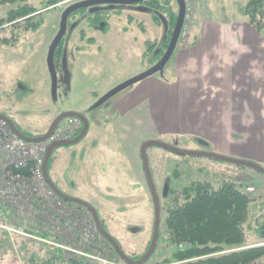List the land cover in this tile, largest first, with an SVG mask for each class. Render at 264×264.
Here are the masks:
<instances>
[{
	"label": "rangeland",
	"instance_id": "rangeland-1",
	"mask_svg": "<svg viewBox=\"0 0 264 264\" xmlns=\"http://www.w3.org/2000/svg\"><path fill=\"white\" fill-rule=\"evenodd\" d=\"M26 1L38 8L42 6L39 0ZM76 1L79 0H66L53 8L41 10L42 26L38 31L28 34L26 39L24 37L19 45L3 47L0 44V115L15 123L22 134L43 135L59 115L71 112L83 114L90 123L88 134L73 146L54 150L50 161V178L67 196L85 198V191L90 192L93 175L100 191L108 184L106 178L100 177L94 170L106 162H109L111 170L113 165L119 166L122 163L125 170L128 169L125 171V181L131 186L129 196L107 199L108 202H103L104 207L98 209L107 231L117 239L124 252L129 256L140 255L151 238L154 224V207L149 189L142 181L141 186L145 192H140L132 175L133 169L135 171L138 162H141L140 150L145 142L160 143L182 152L213 154L264 169V36L260 34L261 38L246 41L252 42L253 46L263 47L255 48L251 56L249 54L244 57L251 58L255 65H250L253 70L249 76L245 75L249 68L244 67L247 62L243 59L240 62L244 64L236 63V66L241 67L235 66L229 73L220 71L219 80L232 78L243 82L258 81L262 86L258 87L260 92L256 96L253 92L250 96L244 95L243 102L237 104V112L231 118L206 120V124L209 122L210 128L214 129L213 134H208L209 139L222 140L223 145L219 149L208 143V138L204 140L197 133L202 120L180 118L185 103L181 104L170 94L159 96L163 119L157 116L153 118L147 103L138 114L129 116L120 115L129 101L115 105L113 100H108L100 107L93 108L105 94L157 62L155 54L163 41L166 28L152 18L150 11L143 13L124 8L120 13H114L108 24L97 26L95 31L84 28V34L81 33L83 28L76 30L73 24L62 39L64 51L56 68L57 90L53 100L46 63L48 48L59 30L61 13ZM247 2L193 0L190 45L197 31H212L213 22L224 25L235 21L247 22L242 14ZM15 6L0 5V19ZM130 16H133L132 21L128 18ZM9 28L10 25L0 27L3 29L0 40L3 35H7ZM171 67L172 62L169 61L162 76L158 73L137 86L147 91L153 80L173 81L169 74ZM248 89L254 91L252 84L244 86L242 90ZM210 90L216 94V101L203 103L207 104L208 111L212 109L218 112L219 84ZM191 106L190 116L194 108L202 113L203 104L197 106L193 102ZM152 113L157 114L156 110ZM207 117L210 118V113H207ZM118 126V133L126 132L122 138L118 137L121 144H124V152L116 136ZM162 127L168 129L160 130ZM156 128L160 132H156ZM169 128L175 132L187 129L193 132L170 133ZM138 147L140 150L137 154ZM146 156L162 213L165 203L171 202L172 196L167 194V189L181 190L197 183H210L218 187L229 180L253 187L251 195L258 199L250 206L249 220L245 224L246 240L251 247L264 246V238H259L264 227V178L260 174L215 159L180 156L159 147L148 148ZM172 249V245L164 247L157 243L154 253L145 264H158L170 255ZM114 263L122 264L117 261ZM258 263L264 264V258Z\"/></svg>",
	"mask_w": 264,
	"mask_h": 264
},
{
	"label": "trees",
	"instance_id": "trees-1",
	"mask_svg": "<svg viewBox=\"0 0 264 264\" xmlns=\"http://www.w3.org/2000/svg\"><path fill=\"white\" fill-rule=\"evenodd\" d=\"M39 1L42 3L40 8L26 0H0V5H16L7 12L4 18L0 19L1 28L10 25L7 35H3L0 41L6 43V41L19 40L22 35L21 29L18 33L15 31L21 20L28 19L30 22L22 30L30 33L38 31L43 24L42 14L39 12L53 8L66 0ZM156 1L163 6L164 15L168 16L171 24L174 25L176 17L170 13L173 9L172 0ZM242 14L248 25L264 36V0H248L242 9ZM153 18L159 22L156 17ZM164 20L166 21L165 17ZM186 43L190 45L189 39L186 40ZM61 45L56 52V59L59 58ZM67 120L63 122L65 123ZM81 131L82 128L74 135V138ZM24 135L34 137L30 134ZM50 161L47 166L49 177ZM247 187L243 182L229 180L218 187H214L210 183H197L181 190L167 189V194L172 197L171 202L165 203L163 213L160 204V227L157 243L163 244L164 247L172 245L173 249L170 255L158 264H259L258 262L264 258V246L251 247L247 245L245 229V224L249 220L250 206L256 202L258 197L255 198L247 192ZM58 200L79 209L90 217V213L85 208L66 203L60 198ZM97 215L102 228L109 234L101 220V215L98 212ZM1 226L17 231L23 229L24 233L34 238L53 240L52 232L41 228L39 223L33 222L22 227L13 220L11 211L0 205V264H97L72 256L69 252L46 242L8 232ZM263 232L264 228H262ZM262 233L259 236L260 240L264 238ZM111 237L128 258L137 261L147 252L152 235L145 251L140 255L132 256L124 252L115 237ZM100 241L112 260L124 264L102 236H100ZM56 242L61 243L59 240Z\"/></svg>",
	"mask_w": 264,
	"mask_h": 264
},
{
	"label": "crops",
	"instance_id": "crops-1",
	"mask_svg": "<svg viewBox=\"0 0 264 264\" xmlns=\"http://www.w3.org/2000/svg\"><path fill=\"white\" fill-rule=\"evenodd\" d=\"M222 24H220V22H213L211 24L212 31L204 29H202L201 31H197L192 45L185 48H179L174 51L170 59V61L172 62V67L169 70V74L172 75L173 81L153 80L152 82H150V88L147 91L141 90L140 86L136 85L123 96L114 100L115 105H119L120 103L129 101L127 103V107L121 110L120 115H136L140 112L141 108H144L145 103H147L149 105L148 111L150 112L152 117L154 118V116H157L159 119H163V114L160 113L161 105L159 96L166 97L170 94L176 97L178 102H180L181 104L185 103V107L182 111V114L180 115V118H184L187 120H202V122L199 123L200 131H197V133L201 134V138L204 140L208 138L207 142L211 145H215L219 149L222 148L221 146L223 144L221 142V139H209L208 134H213L214 129L210 128L209 122H207L206 124V120H216L212 118H231L230 116L237 112V104H239V102H243L244 95L246 94L247 96H250L253 92V94L256 96L260 92L258 87L262 85L258 81L243 82V80L232 78H223L219 80L220 71L229 73L235 68L237 62L240 64H244L240 61L245 60L247 64H245L244 67L247 66L249 68L248 71L245 72V75L249 76L253 70V67L250 65H255L252 63L253 61L251 60V58L244 59V57H247L249 54L251 56V53L255 51V48L264 46V43L262 46L258 45V47L253 46L252 42L246 43L247 40H256L261 38L260 34L253 30L247 22L235 21L234 23H228V25ZM236 67L241 66L239 65ZM216 70H218V72H216ZM216 84H219L220 86V110L218 112H214L211 109L210 112L207 109V104L203 102L213 103L214 101H216V94L211 92L210 90L211 87ZM250 84H252L254 91H250L249 89L242 90L244 86H249ZM193 102H195L197 106L203 104V111L202 113H200L196 108H194L195 111L193 115L190 116V109L193 108L191 106V103ZM155 110L157 114L152 113L155 112ZM207 113H210V118L207 117ZM164 128L168 129V127H162L160 130ZM158 130L156 128L155 131L158 132ZM116 131L117 138H122L126 134L125 131L118 133L119 126L116 127ZM191 132L193 131H190L188 129L187 131L183 130L182 132H175L174 130L172 131L170 129V133L183 134ZM222 133L226 134V132ZM119 138L118 143L121 144ZM121 145L120 149L122 152H124V144L122 146ZM139 150L140 148L138 147L137 154ZM110 170L111 169L109 162H106L105 165L94 170L95 173H99L100 177L106 178V181L108 182L107 187L105 186L104 189L100 191V189L97 188L94 182L95 176L93 175L90 181V192L87 193L85 191V198H78L79 200L81 199L82 201L90 204L100 215L101 213L99 212L98 208L104 207L103 202H108L107 199H110L112 197L125 198L129 196V190H131L130 184H126L127 181H125V171H128V169L125 170L122 163L119 166L113 165L112 170ZM132 175L134 177V182L137 183V185L140 187L139 191L144 193V187L141 186V182L143 181L145 185L146 179L143 172L142 162H138L135 171L133 169ZM100 200L103 201L101 202ZM97 203L99 204V206L97 205Z\"/></svg>",
	"mask_w": 264,
	"mask_h": 264
},
{
	"label": "built area",
	"instance_id": "built-area-1",
	"mask_svg": "<svg viewBox=\"0 0 264 264\" xmlns=\"http://www.w3.org/2000/svg\"><path fill=\"white\" fill-rule=\"evenodd\" d=\"M184 3L186 17L179 36L180 47L187 38L191 11L190 0H184ZM79 127L80 123L75 121L55 131L41 143H26L0 123V205L10 210L13 220L22 227L39 223L41 228L52 232L53 240L34 238L24 233L23 229L1 228L59 247L89 262L115 264L101 243L91 218L79 209L61 203L48 188L42 174L48 147L70 139ZM248 191L252 192L253 188H248Z\"/></svg>",
	"mask_w": 264,
	"mask_h": 264
},
{
	"label": "water",
	"instance_id": "water-1",
	"mask_svg": "<svg viewBox=\"0 0 264 264\" xmlns=\"http://www.w3.org/2000/svg\"><path fill=\"white\" fill-rule=\"evenodd\" d=\"M143 1H145V0H90L87 2H80V3H76L74 5H71V6L67 7L61 13L59 30H58L55 38L51 42L49 48H48V55L46 58V63H47V67H48V71H49V75H50V79H51V95H52L53 100L55 99L56 90H57V73H56V67H55V63H54V57H55L56 50L58 49V47H59V45H60V43H61V41L65 35L66 29H67V21H68L69 16L72 13H74L75 11H77L78 9H81L83 7H87L90 5L106 4V5L126 6V5L140 3ZM174 1L176 2L177 8H178L177 19H176V23H175L171 38H170V42L168 44V47H167L163 57L153 67L149 68L148 70L141 73L140 75H138L134 78H131V79L127 80L126 82L120 84L119 86H117L116 88H114L113 90H111L110 92L105 94L103 97H101L94 104V106H93L94 109L100 107L101 105L106 103L109 99L116 96L117 94L123 92L124 90L132 87L133 85H135V84H137V83H139V82H141V81H143V80H145V79H147V78H149V77H151L157 73H159V75H161V76L163 75L164 67L166 66V64L170 60V58H171V56L175 50V46H176V43L178 40L180 29H181L182 24H183L184 13H185V7H184L183 1L182 0H174ZM66 118L78 119L82 123V131L76 138H74L72 140L56 142V143L52 144L51 146H49V148L47 149L45 158H44L43 166H42L43 177H44L46 184L49 187V189L58 198L65 201L66 203H71V204L81 206V207L85 208L91 214L98 233L100 234V236H102L111 245L114 252L117 254V256L120 258V260L124 264H145L149 260V258L152 256V254L154 253V250H155V247L157 244V240H158V233H159V227H160V204H159L158 196H157L155 189H154V185L152 182V177H151V173H150V169H149L148 159L146 156V151L148 148L159 147V148H162L163 150L172 152V153L180 155V156L205 157V158L215 159V160H218V161H221L224 163L233 164V165H237L240 167L252 169L254 172H256V173H258L264 177V169H262L258 166H255L253 164H248V163L236 161L233 159L220 157V156L213 155V154L182 152V151H178L176 149H173L171 147H168V146L160 144V143L145 142L141 147L140 156H141V161H142V166H143L146 182H147L148 188L150 190V194H151V198H152V202H153V206H154V227H153V234H152L151 243H150V246H149L147 252L139 260L134 261V260H131L130 258H128L121 251V249L119 248L116 241L102 228L95 209L91 205H89L88 203H86L82 200L67 196V195L63 194L62 192H60L57 189V187L53 184L51 179L49 178V175L47 172V166H48L50 157H51V155L55 149L73 146V145L79 143L86 136V134L88 132V128H89V122H88L87 118L82 114L74 113V112L61 114L52 123V125L50 126V128L48 129V131L45 135L40 136V137H36V138H33V137L29 138V137H26L25 135L21 134L14 127L12 122L10 120H8L5 116L0 115V121H2L16 137H18L20 140L27 142V143H40V142L46 140L51 135V133L56 129L59 122H61L63 119H66Z\"/></svg>",
	"mask_w": 264,
	"mask_h": 264
},
{
	"label": "flooded vegetation",
	"instance_id": "flooded-vegetation-1",
	"mask_svg": "<svg viewBox=\"0 0 264 264\" xmlns=\"http://www.w3.org/2000/svg\"><path fill=\"white\" fill-rule=\"evenodd\" d=\"M87 1H90V0H79V1H76L70 5H68L67 7L71 6V5H74L76 3H80V2H87ZM66 7V8H67ZM172 7L173 9L171 10L170 13H173V15L177 18V7H176V3L174 2V0H172ZM65 8V9H66ZM124 8H127V9H130L132 11H136V12H151L152 14V18L153 17H156L158 19V23H162L164 24L165 28H166V32H165V36L163 38V41L160 45V48L157 50V53L155 54V56L158 58L157 59V62L153 63L151 67H153L155 64H157L160 59L163 57V55L165 54V51L168 47V44L170 42V38H171V35H172V32H173V29H174V25L171 24L170 22V19L168 16H165L163 11H165L163 9V6L160 5L156 0H145L143 2H140V3H136V4H131V5H126V6H121V5H106V4H98V5H90V6H87V7H83L81 9H78L77 11H75L74 13H72L69 18H68V21H67V29H66V32L65 34L67 33V31L71 28V26L73 24H75V29H79L80 27L83 28V30H81V33L84 34V28L85 29H88L89 30L91 29V31H95V28L97 26H103V25H106L108 24L109 20L111 19V17L114 15V13H120ZM64 9V10H65ZM116 10V11H115ZM114 11V12H113ZM113 13V14H112ZM164 17L166 19V21L164 20ZM130 21H132V18L133 16H130L128 17ZM154 19V18H153ZM29 20L26 19V20H21V23L18 25V29H16L15 33H18V31L21 29V36H20V39L17 41H6V43H4L3 41H0V44L3 46V47H15V45H19L20 42L24 39L27 38L28 34H30V32H27V31H24L22 30L25 26H27L29 24ZM176 23V22H175ZM0 32L3 33V30L0 29ZM32 34V33H31ZM18 35V34H16ZM65 36V35H64ZM93 40V39H92ZM60 44L61 45V51H60V55H59V58L56 59V53H55V57H54V62H55V65H56V68L58 67V65L60 64V61H61V56L63 55V51H64V46H63V43L61 42ZM60 46V45H59ZM165 47V48H164ZM59 48V47H58ZM58 50V49H57ZM56 50V52H57ZM58 64V65H57ZM167 65V64H166ZM150 67V68H151ZM166 67V66H165ZM164 67V68H165ZM148 70V69H147ZM164 71V70H163ZM145 72V71H144ZM143 73V72H142ZM141 74V73H140ZM138 74V75H140ZM158 74V73H157ZM136 75V76H138ZM156 75V74H155ZM134 76V77H136ZM133 77V78H134ZM142 82V81H141ZM139 82V83H141ZM139 83L133 85L132 87L124 90L123 92L117 94L116 96L112 97L110 100H116L117 98L123 96L125 93H127L130 89H132L133 87H135L136 85H138ZM75 113V112H74ZM64 114V113H63ZM60 116V115H59ZM58 118V117H57ZM8 119V118H7ZM68 119V120H67ZM56 120V119H55ZM54 120V121H55ZM64 120H67L69 123V125L77 120H74L73 118H66V119H63L61 122H59V124L57 125L60 126L61 124H63ZM11 121V120H10ZM53 121V122H54ZM12 122V121H11ZM52 122V123H53ZM79 122V121H77ZM13 123V122H12ZM80 123V122H79ZM90 124V123H89ZM13 125L17 128V126L15 125V123H13ZM52 125V124H51ZM50 125V126H51ZM64 125V124H63ZM62 125V126H63ZM80 128V127H79ZM18 129V128H17ZM88 131H89V128H88ZM88 134V132H87ZM86 134V135H87ZM264 228V227H263Z\"/></svg>",
	"mask_w": 264,
	"mask_h": 264
}]
</instances>
